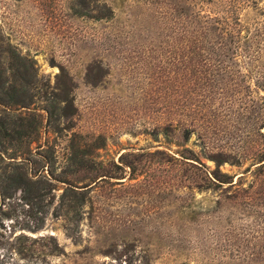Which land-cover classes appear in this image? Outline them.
<instances>
[{"label":"rangeland","instance_id":"rangeland-1","mask_svg":"<svg viewBox=\"0 0 264 264\" xmlns=\"http://www.w3.org/2000/svg\"><path fill=\"white\" fill-rule=\"evenodd\" d=\"M105 1L113 16L95 21L73 0H0V44H9L28 66L27 82H13L7 61L16 55L0 52L6 78L0 98L14 85L32 102L0 105L8 133L30 131L21 140L0 136V172L20 164L40 187L33 202L18 190L0 195V264H264V167L248 157L259 149L253 141L264 128H258L260 118L248 125L247 89L240 88V99L226 96L231 111L240 107L238 114H218L214 129L198 131V139L190 133L183 146L191 160L168 159L166 153L177 156L182 146L150 135L160 114L156 88L164 71L157 60L166 37L157 31L166 0ZM239 13L244 21L257 17L249 6ZM89 63L101 65L96 84L86 82ZM59 66L71 79L75 115L66 118H56L52 107L62 83L54 82ZM71 133L86 142L91 176L104 175L71 185L59 181L71 179L63 172ZM201 137L230 160L245 156L238 165L219 167L236 184L204 188L194 156L207 170L213 162L200 154ZM120 155L133 162L132 174ZM69 187L83 192L80 205L74 207Z\"/></svg>","mask_w":264,"mask_h":264},{"label":"trees","instance_id":"trees-1","mask_svg":"<svg viewBox=\"0 0 264 264\" xmlns=\"http://www.w3.org/2000/svg\"><path fill=\"white\" fill-rule=\"evenodd\" d=\"M79 7L87 9L88 17L92 20H108L113 16V7L105 0H73ZM258 0H166L164 8L159 12L158 36L166 37L164 45L160 47L157 60L161 75V86L158 90L156 109L162 116L157 115L151 128L150 135L156 139L161 135L165 143L174 142L176 146H182L174 151L177 156L166 153L170 160L192 159L191 149L183 146L188 140L190 133L196 132L197 139L200 133L205 134L208 129H214L213 121L218 114L230 116L238 114L240 107L237 105L233 111L229 105L231 99L226 96L240 99V88L247 89V114L248 125L252 128L260 118L258 128H264V95L259 90H264V2L261 7L257 6ZM250 7L256 18L244 21L240 11ZM81 14L79 10H76ZM161 24V25H160ZM15 54L9 44L2 46L0 52ZM16 57L7 61V68L12 70L13 82H27L24 73L28 66L26 58L15 54ZM0 62V89L6 78H2L4 70ZM96 67L95 74L92 68ZM101 65L89 63L86 67L85 79L87 83L96 84L101 78ZM102 74V75H101ZM29 82H34L31 74ZM54 82H62L54 94L53 114L56 118H66L75 115L72 102L71 79L66 71L59 66L54 75ZM230 86L229 88H225ZM5 98H0V105L27 107L32 103L29 99H22L24 90L10 85L3 90ZM217 100V106L211 103ZM51 112V111H50ZM162 119V120H160ZM236 124V122L234 123ZM1 139L15 138L26 139L30 131L14 130L8 133L0 123ZM235 127V125H234ZM257 128V127H256ZM237 129V128H235ZM77 134L71 133L67 139L66 169L63 171L70 175L71 179L59 180L61 182H81L84 179H94L104 175L101 172L91 176L94 166L89 164L88 154L85 149V141L82 144L74 140ZM260 135V141L254 139L253 143L259 145V149L249 153L251 161L256 160L259 167H264V135ZM80 137V136H78ZM239 139V137H238ZM200 154L213 162V168L207 167L197 160L203 167L204 188L213 190L214 186L227 187L236 184L232 182V175L220 170V166L227 162L237 165L245 160V156L233 155L234 160L221 148H212L201 137ZM83 146V147H79ZM156 155L163 154L155 151ZM135 156V155H134ZM138 158H136L137 160ZM119 161L127 166L130 174L135 170L132 161L124 160L122 155ZM247 166L244 171L248 170ZM62 179V178H61ZM47 182L46 179L43 180ZM38 181L29 177L23 166L17 164L11 170L3 169L0 172V195L11 196L16 190L21 193L25 201H35L39 195ZM71 193L74 207L80 205L84 198L83 192L72 187L67 188ZM73 203L71 204V207ZM39 238H45L40 236ZM48 238H51L48 236Z\"/></svg>","mask_w":264,"mask_h":264}]
</instances>
